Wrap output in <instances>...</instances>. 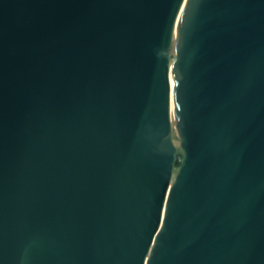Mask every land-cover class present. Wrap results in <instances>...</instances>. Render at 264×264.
<instances>
[{
  "label": "water",
  "instance_id": "1",
  "mask_svg": "<svg viewBox=\"0 0 264 264\" xmlns=\"http://www.w3.org/2000/svg\"><path fill=\"white\" fill-rule=\"evenodd\" d=\"M0 264H264V0H0Z\"/></svg>",
  "mask_w": 264,
  "mask_h": 264
},
{
  "label": "bare ground",
  "instance_id": "2",
  "mask_svg": "<svg viewBox=\"0 0 264 264\" xmlns=\"http://www.w3.org/2000/svg\"><path fill=\"white\" fill-rule=\"evenodd\" d=\"M185 4L183 5V8H184ZM181 12V11H180ZM179 19H180V16H179ZM171 84H172V90H174V86H175V81H174V78H173V75L171 73Z\"/></svg>",
  "mask_w": 264,
  "mask_h": 264
}]
</instances>
